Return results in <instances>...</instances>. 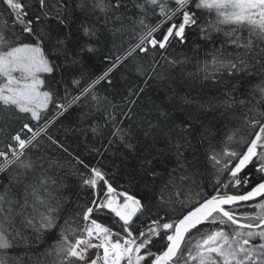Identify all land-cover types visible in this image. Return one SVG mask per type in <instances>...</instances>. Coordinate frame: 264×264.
Listing matches in <instances>:
<instances>
[{
    "label": "snow or ice",
    "instance_id": "6c2138e0",
    "mask_svg": "<svg viewBox=\"0 0 264 264\" xmlns=\"http://www.w3.org/2000/svg\"><path fill=\"white\" fill-rule=\"evenodd\" d=\"M81 101L86 156L49 132ZM0 264H264V0H0Z\"/></svg>",
    "mask_w": 264,
    "mask_h": 264
},
{
    "label": "trees",
    "instance_id": "16d2710c",
    "mask_svg": "<svg viewBox=\"0 0 264 264\" xmlns=\"http://www.w3.org/2000/svg\"><path fill=\"white\" fill-rule=\"evenodd\" d=\"M75 27V25L73 26ZM192 39V37H190ZM186 51V49L177 48L174 55H179V53ZM108 53L107 48H103L100 51L89 54L84 57L81 64L75 66L72 69L71 74L68 76V87L71 90V79L72 78H82L81 87L86 86L92 80H95L97 77L101 76L110 66V62L104 59V56ZM138 62V58H133L127 63L118 66L111 73H109L108 80H111V84L108 83V80H100L99 83L95 86V92L97 95L104 97L107 96L113 104L119 105L121 103L122 97L127 94V89L132 87L134 84H139L143 86V80L135 73V65ZM63 85H61L60 95H63ZM73 91V95H75ZM158 95L156 91L155 83L150 84L147 87L144 101L146 102L149 96L155 98ZM85 101H81L79 105H74L64 113L63 116L59 117L58 122H56L49 130L50 134L63 142L66 146L69 147L70 151H77L80 155H87V146L88 143L92 140L91 135L89 134L85 138L83 132L74 131L77 128H83L85 125L81 124L80 113L82 111H88L84 107ZM56 109L55 105H50V111L47 119L51 115L55 114ZM91 122H96L99 120L101 123L103 120L99 114H95L93 118H90ZM122 147V146H121ZM60 155L59 153H57ZM66 158V157H65ZM92 163H96L98 158L87 157ZM105 164L109 163L108 158L103 161ZM117 179H121L117 177ZM122 182V181H121ZM72 181H70V184ZM73 196L75 195V188H70ZM136 191L141 192V189L137 187Z\"/></svg>",
    "mask_w": 264,
    "mask_h": 264
}]
</instances>
